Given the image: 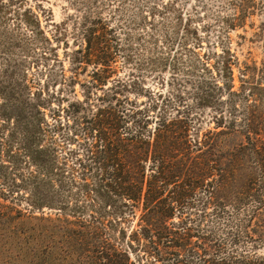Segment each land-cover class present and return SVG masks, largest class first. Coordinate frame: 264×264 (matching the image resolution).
Wrapping results in <instances>:
<instances>
[{"label": "trees", "instance_id": "16d2710c", "mask_svg": "<svg viewBox=\"0 0 264 264\" xmlns=\"http://www.w3.org/2000/svg\"><path fill=\"white\" fill-rule=\"evenodd\" d=\"M231 1L235 30L255 12ZM27 6L0 0V231L24 203L50 210L60 244L32 255L40 264H264V65L245 72L229 49L199 55V28L179 16L185 48L138 61L125 49L122 76L94 23L65 52L67 70L50 38L61 75L51 67L48 102L5 58L21 31L48 48Z\"/></svg>", "mask_w": 264, "mask_h": 264}, {"label": "rangeland", "instance_id": "374dc122", "mask_svg": "<svg viewBox=\"0 0 264 264\" xmlns=\"http://www.w3.org/2000/svg\"><path fill=\"white\" fill-rule=\"evenodd\" d=\"M166 5L171 6L165 9ZM29 6L38 15L49 39L48 48L41 49L38 38L28 35L27 31H21L16 39H12V53H6L5 58L14 56L24 68H28L31 90L44 89L48 102L51 67L54 66L53 71L61 75V66L50 59V38L67 70L69 61L66 60L65 52L78 49L83 43L85 30L94 23H98L99 28H104L107 32L106 39L118 54L114 65L122 76L130 69L125 62V49L131 51L138 61L152 54L155 57L165 55L164 57L173 58L176 52L185 48L179 16L183 18V24L189 19L193 26L199 28L203 47L194 49L199 55L204 57L215 51L219 54L223 49H229L245 72H253L255 66L261 68L264 65V0L252 1L251 10L255 13L244 21L242 27L235 30L229 25L238 23L231 0H28L27 7ZM176 30L179 35L175 33ZM195 42L193 36L188 48ZM3 54L4 51L0 48V64ZM189 54L191 53L184 52V56ZM91 69L90 66L88 71ZM164 74H167L165 77L170 76L168 73ZM235 75L238 79L237 70ZM85 78L87 80L88 76ZM150 85L154 90L157 89L154 82L151 81ZM238 85L239 81L236 80V86ZM46 113L50 123V103ZM48 134L50 138V129ZM1 202L11 204L9 201ZM14 202L20 204L19 200ZM21 204L12 208L16 220L21 219L6 225L7 231H0V245L13 248L14 243L17 251L5 253L7 249L4 247L0 258L5 260L10 254L11 264H40L32 255L37 253L39 259L41 255H46V246L56 248L60 245L58 242L54 244V238L50 241V210L32 213L29 207ZM19 210L23 212L19 214ZM29 251L31 253L27 256L25 252Z\"/></svg>", "mask_w": 264, "mask_h": 264}]
</instances>
